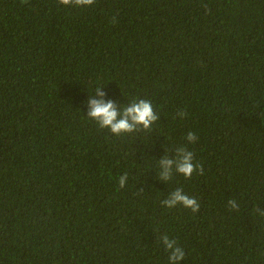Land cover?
Returning a JSON list of instances; mask_svg holds the SVG:
<instances>
[{
	"label": "trees",
	"instance_id": "1",
	"mask_svg": "<svg viewBox=\"0 0 264 264\" xmlns=\"http://www.w3.org/2000/svg\"><path fill=\"white\" fill-rule=\"evenodd\" d=\"M91 99L159 118L115 134ZM164 235L264 264V0H0V264H170Z\"/></svg>",
	"mask_w": 264,
	"mask_h": 264
},
{
	"label": "clouds",
	"instance_id": "2",
	"mask_svg": "<svg viewBox=\"0 0 264 264\" xmlns=\"http://www.w3.org/2000/svg\"><path fill=\"white\" fill-rule=\"evenodd\" d=\"M95 0H59V3L63 5H76L85 6L92 5ZM98 94L103 97L105 93L97 89ZM90 111L88 116L99 122L100 127L110 128L112 133L119 134L121 132L132 131L135 125H143L145 129L149 128L153 122L158 120V116L154 113L153 105L151 101L140 99L137 102H133L130 106L126 107L123 116L118 119L120 115L116 110L115 104L112 101L105 102L103 99H91L89 101ZM187 113L181 112V116H185ZM189 142H195L197 136L194 132H189L187 136ZM178 155L180 159L176 162V170L186 178H191L194 171L199 172L200 175L204 174V169L201 164L194 163V153L188 151L187 148L179 149ZM163 172L160 178L162 180H169L171 174V167L173 160L165 157L161 162ZM127 177L120 178V187L123 188ZM232 208H236L237 205L234 200H230ZM164 204L168 208L176 207L177 205H183L186 208L196 213L200 209V205L195 198L185 195L182 188H177L172 195L164 201ZM163 243L170 255L168 260L170 264H180L185 258V251L180 247L176 240L170 239L168 235L162 237Z\"/></svg>",
	"mask_w": 264,
	"mask_h": 264
}]
</instances>
